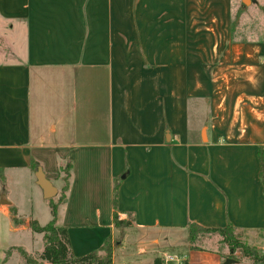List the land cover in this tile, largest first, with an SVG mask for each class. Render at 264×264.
<instances>
[{"label": "crops", "instance_id": "crops-1", "mask_svg": "<svg viewBox=\"0 0 264 264\" xmlns=\"http://www.w3.org/2000/svg\"><path fill=\"white\" fill-rule=\"evenodd\" d=\"M236 4L0 0V264L24 248L7 236L36 237L39 202L52 216L33 160L58 189L50 200L76 257L119 234L117 178L118 216H133L134 227L113 264L174 255L187 247L190 222L231 223L248 245L263 242L264 0L245 5L239 32ZM16 186L29 190L27 203ZM229 254L207 248L186 258L243 264Z\"/></svg>", "mask_w": 264, "mask_h": 264}, {"label": "trees", "instance_id": "trees-1", "mask_svg": "<svg viewBox=\"0 0 264 264\" xmlns=\"http://www.w3.org/2000/svg\"><path fill=\"white\" fill-rule=\"evenodd\" d=\"M259 160H260V178L263 183L264 189V146L259 147ZM39 163L32 161V167L35 171L39 170ZM72 164L70 161L64 167H60L59 171L65 174V185L61 192L59 202H62L66 197V192L69 189L68 179L70 177V171ZM120 179H115L114 182V214L113 223L119 234L115 237H109L104 244L96 251H93L85 256L76 257L71 250V244L68 237L67 229L57 225V205L52 204L51 206V221L42 226L36 220L30 222V229L33 233L42 234L44 239V249L40 254V261L31 258L26 252L22 251L27 264H42L46 262L48 264H113V252L114 248L121 241L127 229L134 227V218L129 215L127 220H121L117 213V200H118V187ZM16 215V212L13 211ZM17 219L14 222L17 223ZM188 228V246L183 249H175L173 252L180 258V264H189L186 255L190 250H203L206 247L200 246V240L207 234H213L220 236V243L225 244L230 254L228 257L235 258L234 253L239 252L242 256L251 259L254 264H264V252L255 246L248 245L241 239V235L237 233L236 228L231 224L222 229H209L204 228L196 223L190 222ZM198 242V243H197ZM174 253V254H175ZM154 264H166L164 258L156 257ZM174 264V263H168Z\"/></svg>", "mask_w": 264, "mask_h": 264}, {"label": "rangeland", "instance_id": "rangeland-1", "mask_svg": "<svg viewBox=\"0 0 264 264\" xmlns=\"http://www.w3.org/2000/svg\"><path fill=\"white\" fill-rule=\"evenodd\" d=\"M261 2H263V0H261ZM234 3H237V4H236V8L234 9V14H233L234 20L233 21H234V24H237L236 25L237 31L239 32V30H242L243 27L245 26L244 24L246 22L245 21L246 17H245V19H244V17H242V12H243V9H245L244 8L245 5H247V6L250 5V0H243V2L240 0H234ZM248 23L250 24V21ZM240 36H243L242 31H241ZM62 176L64 179L65 174L63 173ZM13 190L20 193V197L22 196L21 197L22 203L28 202L29 190H27V189L21 190L20 189V191H19L18 186L14 187ZM56 197L53 198L52 200H55ZM44 202H46L47 206L51 207V205H52L51 200L47 199ZM41 204L43 205L44 203L39 202V205H38L39 216H38V218L41 219L42 225H46L50 222V219H52V216L50 215V212L46 213L45 215L42 214L41 211H43V210L40 207V206H42ZM244 235L241 239L244 242H246L247 244H249L248 240L245 239ZM3 238H5V240H6V235L4 237L0 238V243L3 241ZM7 239H9L13 244H16V243L22 244L23 243L22 245L24 247L23 249L22 248H11L9 251H7L5 253V260H7L10 256L12 257V255H13L12 259L11 260L9 259L8 264H27V261L24 258L22 251L26 252L28 255H30L31 258L38 259V258H40V254H41L40 252L43 251V249H44V242L41 239V235H38V234L33 239H25V237H17V235L11 236V237L7 236ZM262 241H263L262 243H255V244L252 243L251 245H255L257 247H260V249H262L264 251V248L262 247V245L264 246V240H262ZM199 244H200V246H203V247L223 250L226 254L229 253L227 246L225 244L220 243V236H218V235L207 234L200 240ZM187 246H188V244H187ZM182 248H184V247H182ZM171 253H175V252H171ZM174 255H177V254L175 253ZM234 256L237 257L238 258L237 260H240L243 264H254L251 259H248V258L242 256L238 252L234 253ZM42 264H44V263H42Z\"/></svg>", "mask_w": 264, "mask_h": 264}, {"label": "water", "instance_id": "water-1", "mask_svg": "<svg viewBox=\"0 0 264 264\" xmlns=\"http://www.w3.org/2000/svg\"><path fill=\"white\" fill-rule=\"evenodd\" d=\"M37 184L43 190L44 198L45 199H53L58 195V189L53 185V183L47 179L45 173L42 169H39L36 173ZM235 262L234 260L227 259L226 263Z\"/></svg>", "mask_w": 264, "mask_h": 264}, {"label": "built area", "instance_id": "built-area-1", "mask_svg": "<svg viewBox=\"0 0 264 264\" xmlns=\"http://www.w3.org/2000/svg\"><path fill=\"white\" fill-rule=\"evenodd\" d=\"M164 261L166 264H168V263L180 264L181 263V260L177 255H171V254L166 255L164 257Z\"/></svg>", "mask_w": 264, "mask_h": 264}]
</instances>
